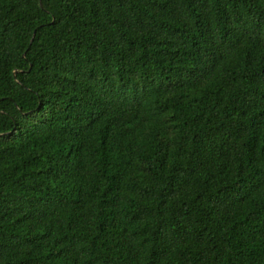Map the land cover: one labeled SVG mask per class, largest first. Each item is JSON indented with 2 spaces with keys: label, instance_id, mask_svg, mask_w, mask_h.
Masks as SVG:
<instances>
[{
  "label": "trees",
  "instance_id": "trees-1",
  "mask_svg": "<svg viewBox=\"0 0 264 264\" xmlns=\"http://www.w3.org/2000/svg\"><path fill=\"white\" fill-rule=\"evenodd\" d=\"M0 264H264V0H0Z\"/></svg>",
  "mask_w": 264,
  "mask_h": 264
}]
</instances>
